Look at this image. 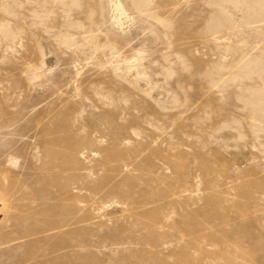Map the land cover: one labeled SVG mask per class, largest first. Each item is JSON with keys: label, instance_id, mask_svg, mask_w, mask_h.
Instances as JSON below:
<instances>
[{"label": "rangeland", "instance_id": "374dc122", "mask_svg": "<svg viewBox=\"0 0 264 264\" xmlns=\"http://www.w3.org/2000/svg\"><path fill=\"white\" fill-rule=\"evenodd\" d=\"M0 0V264H264V0Z\"/></svg>", "mask_w": 264, "mask_h": 264}, {"label": "bare ground", "instance_id": "6f19581e", "mask_svg": "<svg viewBox=\"0 0 264 264\" xmlns=\"http://www.w3.org/2000/svg\"><path fill=\"white\" fill-rule=\"evenodd\" d=\"M110 8L112 20L117 26L123 29L124 23L130 25L132 17L127 13L121 0H111Z\"/></svg>", "mask_w": 264, "mask_h": 264}]
</instances>
